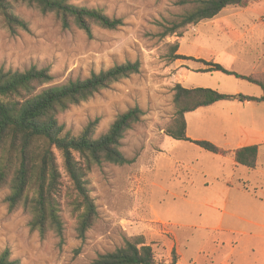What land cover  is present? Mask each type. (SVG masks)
<instances>
[{
	"label": "rangeland",
	"instance_id": "rangeland-1",
	"mask_svg": "<svg viewBox=\"0 0 264 264\" xmlns=\"http://www.w3.org/2000/svg\"><path fill=\"white\" fill-rule=\"evenodd\" d=\"M175 1L69 0L122 19L117 30L93 27L91 38L74 25L61 29L53 14L42 15L21 5L15 13L28 22V32L11 36L0 20V68H47L53 77L48 86L85 79L125 62L140 63L137 74L58 114L65 131L78 136L97 119L94 137L98 138L119 114L133 107L142 111L140 121L121 140V152L133 163L104 164L87 174L97 219L84 239L77 237L76 221L65 205L62 244L52 232L41 237L30 231L27 214L8 212L4 189L0 191V253L8 250L10 259L19 264H91L98 254L141 237L159 264H171L173 259L175 264H264V146L256 170H249L236 166L230 156L212 154L165 134L175 116L176 84L230 93L243 85L251 87L232 76L201 72L206 69L201 62L167 60L175 43L177 53L204 60L218 51L222 55L216 60L229 58L226 55L236 54L240 44L226 35L217 36L213 27L202 23L185 27L181 37L161 38L162 25L184 10ZM227 64L236 72L244 68L233 61ZM216 116L190 115L189 133L218 148L234 149L237 140ZM56 157L68 184L57 152Z\"/></svg>",
	"mask_w": 264,
	"mask_h": 264
},
{
	"label": "trees",
	"instance_id": "trees-1",
	"mask_svg": "<svg viewBox=\"0 0 264 264\" xmlns=\"http://www.w3.org/2000/svg\"><path fill=\"white\" fill-rule=\"evenodd\" d=\"M259 0H176L183 12L174 21L162 25L161 38L176 35L182 29L195 26L218 15L226 7L245 8ZM21 5L34 9L42 15L53 14L61 29L72 25L88 38L92 28L117 30L123 25L120 18L108 17L102 9L76 6L69 0H0V20L11 35L19 31L28 32L29 24L15 13ZM178 44L169 47L168 61L191 60L201 62L208 68L201 72L218 71L237 79L258 85L260 98L244 95L222 94L208 88H184L176 84L173 88L175 116L166 127L165 134L177 141H188L212 154L225 155L207 141H193L186 137L185 114L208 107L219 101L240 102L264 101V73L240 75L224 66L201 59L177 54ZM140 63L125 62L85 79L69 80L62 85L48 86L53 81L47 68L31 66L26 70H4L0 68V191L8 190L5 198L7 210L13 213L22 210L29 216L30 231L44 237L52 232L63 243V205L67 206L76 221L77 237L84 239L87 231L97 219V208L90 196L87 174L104 164L128 165L121 152V140L131 127L138 123L142 111L133 107L119 114L106 133L94 137L97 119L89 122L78 136L65 131L57 115L72 106L88 101L113 83L137 74ZM56 152L68 184L60 172ZM258 147H241L232 151L237 166L253 170L256 166ZM0 264H19L11 260L9 251L0 253ZM91 264H159L155 261L152 248L141 237L124 242L123 246L110 252L98 254ZM171 264H175L173 259Z\"/></svg>",
	"mask_w": 264,
	"mask_h": 264
},
{
	"label": "crops",
	"instance_id": "crops-1",
	"mask_svg": "<svg viewBox=\"0 0 264 264\" xmlns=\"http://www.w3.org/2000/svg\"><path fill=\"white\" fill-rule=\"evenodd\" d=\"M200 23L213 27L212 31H214L217 36L226 35L234 43H240L236 54L226 55L230 56L229 58L216 60L217 57L222 55V52L218 51L215 54L210 55V58L201 60L220 64L226 69L244 76L259 75L264 73V0L251 2L245 8L226 7L212 19L204 20ZM227 61H233L236 66L244 68L241 72H236L230 68L231 66L227 64ZM205 68L207 69L208 67L205 66ZM207 73L223 74L218 71ZM220 80L222 81V79ZM241 81L246 84H250L249 86L251 87L243 85L233 93L226 92L219 88L213 89L226 94L244 95L255 98H260L262 96L263 92L258 85L251 84L245 80ZM190 115H217L216 118L223 121L222 123L225 126V131L230 133L233 140H237V144L234 149L220 148L221 150L227 152L224 156H230L233 159L232 151L241 147L256 145L258 147L256 160L257 166L260 146H264V117H262V115H264V101L240 102L238 100H225L185 114L186 137L193 141H204L201 138L194 137L189 133L188 117ZM229 115L234 116L231 117ZM246 115H249L252 119L248 120ZM230 118H233V120ZM256 166L253 170H256Z\"/></svg>",
	"mask_w": 264,
	"mask_h": 264
}]
</instances>
